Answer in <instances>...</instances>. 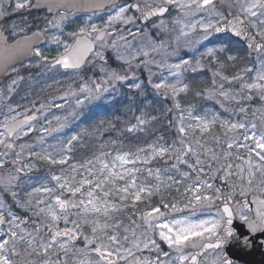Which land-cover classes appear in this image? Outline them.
Returning a JSON list of instances; mask_svg holds the SVG:
<instances>
[{
    "label": "snow or ice",
    "instance_id": "1",
    "mask_svg": "<svg viewBox=\"0 0 264 264\" xmlns=\"http://www.w3.org/2000/svg\"><path fill=\"white\" fill-rule=\"evenodd\" d=\"M219 2L223 10L217 7V0H0V70L9 76L16 74L0 91V100L10 99L25 79L18 75L16 64L49 71L71 70L81 76L79 93L83 95L81 99L75 92L66 94L76 97L75 104L67 115L54 117L58 123L55 128L34 127L39 119L37 113L45 107L43 103L25 110L32 114L3 106L9 114L0 123V264H68L70 258L74 264H252L245 257L258 249L264 252V121L258 127L255 121L221 119L214 112L197 113L195 105L181 109L177 97L191 90L181 77L184 72L202 70L203 65L200 59L194 63L188 59L167 63L171 44L159 35L169 31L163 18L170 16L179 25L178 30L171 29L178 31L177 44L181 38L196 33H200L199 39H185V43H200L216 36L219 46L201 54L216 63L214 87L194 95L223 97L218 101L222 107L224 102L235 103L237 108L231 111L246 113L244 102L255 97L264 103V0ZM101 10L107 13L102 24L89 22L74 31H65L77 13H89L91 21ZM33 11L44 13L34 17L39 21L34 27L24 16L19 24L9 20L13 13ZM149 27L156 33L147 32ZM241 38L259 61L244 70L253 73L249 81L241 74L229 77L222 72L225 61L237 59L228 54L232 51L229 46ZM45 42L56 46L55 56L49 57L42 50ZM110 53L119 62L118 68L109 66ZM151 65L166 69L176 78L169 82L161 75L160 82L152 84L154 91L170 96L173 109L179 110L178 125L173 127L172 121L167 122L176 137L174 141L160 136L156 143L135 153H117L111 162L107 157L112 153L101 152L72 163L74 143L86 147L84 140L90 135L87 129L48 147H43V135L36 144L17 143L21 135L29 132L51 134L69 127L70 117L80 114L78 110L85 101L103 98L115 91L117 83L128 81L130 76L136 78L137 68L150 71ZM87 72L97 75L85 80ZM233 82L239 83L238 89L225 88V83ZM131 86L138 90L137 96L146 90L139 82ZM158 119L162 117L142 111L126 131L143 132ZM46 123L51 125L52 121ZM216 126L227 137L223 146L222 136L211 135ZM234 148L246 150L244 155L234 157L239 163L231 162ZM165 156L172 161L170 165L165 161L162 169L143 170L155 184L140 181L141 168L123 167L137 162L147 164ZM37 162L67 167L46 174L36 185H25L24 176L36 168ZM181 166L188 170L182 171ZM189 179L191 182L181 191L178 185ZM173 186H177L180 200L165 202L161 198L160 205L151 204L153 195ZM139 203L147 205L133 212L139 223L130 219V224L122 228L119 214L129 206L136 209ZM213 207L214 215L192 218L197 210ZM14 209H23L26 214L19 215ZM185 210H191V215H173ZM89 215L96 219H87ZM61 222L64 228L59 227ZM83 226L90 227L89 235L83 234ZM136 229H141L139 235ZM129 232L132 239L127 246ZM77 240H82L84 246L75 247ZM145 250L151 255L143 256ZM33 256L36 259H28Z\"/></svg>",
    "mask_w": 264,
    "mask_h": 264
},
{
    "label": "rangeland",
    "instance_id": "2",
    "mask_svg": "<svg viewBox=\"0 0 264 264\" xmlns=\"http://www.w3.org/2000/svg\"><path fill=\"white\" fill-rule=\"evenodd\" d=\"M122 2V1H121ZM217 7L221 8L220 2L217 3ZM10 10V9H9ZM43 12H32L29 13H13L9 20L10 22L20 23L21 22V16H24L27 18V20L33 25V27L39 23V21L35 20L34 17L43 16ZM107 13L105 11H100L97 15L92 17V20H88L89 13H77L76 17L74 18V22L68 24L66 26L65 31H74L79 26L93 22L97 24L103 23V18H106ZM163 19L168 23L169 31L167 32H161L159 33L160 37L165 40L166 42L171 44V47L168 48V56H167V63L174 64L179 63L182 59H188L192 61L193 63L195 60L200 59L201 64L203 65L202 70H198L196 73L191 72H184L183 76L181 77L185 82L189 83L190 85V91L187 94L181 93L177 99L179 100L181 104V109L187 108L188 105H195L196 106V112L203 114L204 112L207 113H217L219 114L221 119H231L233 121H239V120H247V121H255L260 126L261 122L264 121V103L259 101L258 98H255L252 101L244 102L243 106L247 108L246 113H239L238 111H231L232 109H236L237 105L235 103L230 102H224L223 107L218 101H222L223 97L219 96H213L214 100H206L204 96H195V92L203 91L205 89H209L214 87L213 84L208 80V75L213 73L216 70V63L214 61H210V58L207 56L201 57V54L206 51L209 47H218L219 46V40L216 36H210L208 40H203L200 43H185V39H199L200 33L193 34L190 38H181L180 42L177 44L175 40V36L178 35V31H171V29H177L179 28V25L174 24L173 17L165 16ZM139 23V22H138ZM147 32H151L153 34L156 33L155 29H152L151 27L146 28ZM42 47V50L45 52L46 55L49 57L55 56L57 53V48L55 45H52L50 43L44 44ZM232 51L228 54L233 55L237 57L235 61H225V67L222 69V72L224 75H227L229 77L235 76L237 74H241L244 76L245 81H249L250 77L253 75V73H245V69L248 67H251L254 64H258L259 61L255 59L256 56L251 57L250 52L246 50L241 44L239 43H232L229 46ZM175 49V51H173ZM109 55L112 56L110 53ZM161 57L157 56L156 59L160 60ZM264 59V57H261ZM221 60H224V56L221 55ZM27 63V61L25 62ZM111 64V61H109V66ZM19 69L18 75L23 76L25 79L23 81H20L18 86L14 89V91L10 94V99H3L0 100V123L3 122V118L5 115H8L7 109L3 107L4 105H11L13 108L16 109L17 112L25 113L26 109H33L34 105L36 107L39 106L40 103L45 104V107L41 110V112L37 113L39 116V119L37 122H34V127L36 129H40L41 127H49V128H55L58 127L57 121L54 119L55 116H65L68 114L69 111L73 110V106L75 104V96L72 95H66L69 92H75L77 95L80 96L81 99H83V95L79 93V87L81 84V76L73 73L71 70L65 71L63 69H57L49 71L48 69L44 67H31V68H22L20 65L17 66ZM141 73H144L145 76L141 75ZM151 73V74H150ZM16 74H13V76L6 75V78L3 83L0 84V91L4 90L5 86L10 83L11 79L15 77ZM97 74L95 72H87L86 75L83 77V79H88L89 77H95ZM161 75L163 77L167 78L169 82H174L175 77L171 76V74L166 69H159L155 65L150 66L149 68H137L135 70V77L133 78L130 76L128 81L123 82L124 84L132 87L131 85L139 82L141 85H150L152 87V84L159 83L161 79ZM149 80H151V83H149ZM118 84V83H117ZM239 83L233 82L232 85H229L225 83L226 89L231 88H239ZM153 94L151 97H153V101L151 97L146 100V102L155 103L156 99L161 100L158 101L159 104L168 105V109H173V103L172 99L169 97H165L156 91L153 90ZM114 91L110 93H106L103 98L99 100H94L91 103L88 101H85L84 106L79 109L78 111L80 114L76 116L75 118L70 117V126L64 128L62 131L59 132H51V134L33 131L29 132L27 136L21 135V138L17 141V143H28V144H36L38 141V138L40 135H43L45 140L43 147H48V145H56L60 141H64L69 135L75 134L77 132H80L81 129H87L90 135L85 138L84 144L86 145L85 148H81L79 144L74 143V149L79 152H73L72 155V162H83L85 159H90L93 154H99L101 152H110L112 153L111 156L107 157L108 161L111 162L115 155L117 153H125V152H137L140 148H146L149 144L156 143L157 140L151 139L150 141L146 142V145H142L139 148L133 149V147H130L131 144H122L121 146H116L114 144H107L102 139H104L105 131L111 128L113 126V122L117 120L125 119L129 121L130 125L135 123V117L141 115L135 114L133 115L132 111H128L130 107L127 108L126 105H123L124 103L128 104V101L122 100L117 101L116 97L114 96ZM63 105V108L56 107L55 105ZM19 106V107H17ZM160 107V106H158ZM225 108H228L229 111H225ZM124 110L127 111L124 114L119 115L117 110ZM167 110V109H166ZM142 111H147L151 113L152 115H156L159 111L157 108L155 109H143ZM168 112V111H167ZM25 114H32L31 112H27ZM170 116L178 120L179 123V110L173 109L171 111ZM114 116V117H113ZM51 120V125L47 124L46 121ZM113 120V121H112ZM103 122V123H102ZM154 127V124L147 126V129ZM147 129L145 131H147ZM3 129L0 128V131ZM138 132V131H137ZM197 136H199V131L197 130L196 133ZM212 136L220 135L223 137V131L219 128V126H216L214 131L211 134ZM231 135V134H229ZM238 135V133H237ZM94 138L96 143L91 144V139ZM166 140V138H164ZM227 139V137H223L221 140V146H223L224 141ZM168 141V140H166ZM92 145V148L90 149L89 145ZM213 147H215L213 145ZM36 150H39V146ZM51 151V149H49ZM233 159L231 162L233 163H239V161L235 160L234 157L236 155H244L246 150L245 149H236L233 150ZM141 156H144V153H140ZM165 161L170 165L172 163L171 160L168 159L167 156L164 158H157L152 160L150 163L144 164L141 162H137V164H127L124 165V168H132V167H139L142 169V172L139 174L140 181H144L146 183L155 184L156 181L151 178L147 177V172L143 171L148 168H151L153 170L157 168H163L165 167ZM191 162V160H190ZM61 167H67L60 166V165H48L44 162H37L36 168L28 173V175L24 176V183L25 185H36L39 181L43 179V177L46 174H51L53 172L58 173ZM117 170H120V166L117 164ZM182 171H187L188 169L185 166H181ZM83 171V170H81ZM175 177L179 179V176L176 174ZM147 177V179H145ZM194 178V177H193ZM138 181V182H140ZM191 179L185 180L184 183L178 185L180 187L181 191H183L184 185L187 183H190ZM122 181H118V184H122ZM219 183V181H217ZM49 186H52L49 184ZM175 187L173 186L171 189L168 190H162L160 193L153 195L151 198V204L154 206H158L161 204V198L165 202H171L173 198H176L177 200H180L181 197L179 194L175 191ZM147 207L145 203H139L137 205L136 209H133L131 206L128 207L127 210L124 212H121L119 214V218L123 221V226H128L130 224L131 220H137V223H139V220L137 219L136 215H133V212H139L140 210H143ZM17 211L19 215H25L23 209H14ZM215 214V207L212 209H203V210H197L196 215L193 216V219L197 218H207L209 215ZM176 216V218H179L182 215H191V210H185L183 213H177L173 214ZM71 219V217H70ZM89 220L96 219L95 216L89 215L87 217ZM101 220H103V217H100ZM111 222V221H110ZM68 227H72L71 224L67 225ZM60 228H64L65 225L63 222L59 225ZM83 234L89 235L90 234V227L89 226H83ZM137 235L140 234L141 229H136ZM123 231L121 230V235H123ZM129 235V245L130 241L132 239L131 233H128ZM80 240H77L75 242V247L81 248L84 246L83 241L82 243L79 242ZM165 250L167 248L165 247ZM138 256L141 255V253H136ZM143 256H149L151 253H149L147 250H145L142 253ZM28 259H36L35 256L29 257ZM68 264H74V261L70 258L68 261Z\"/></svg>",
    "mask_w": 264,
    "mask_h": 264
},
{
    "label": "trees",
    "instance_id": "3",
    "mask_svg": "<svg viewBox=\"0 0 264 264\" xmlns=\"http://www.w3.org/2000/svg\"><path fill=\"white\" fill-rule=\"evenodd\" d=\"M233 42L235 43L236 41ZM236 43H239L244 48H246V46L240 41ZM250 56L254 57L255 55L250 53ZM109 61H111L110 64L111 67L118 68L119 62L114 61L111 55H109ZM141 75L145 76L144 73H141ZM208 80L212 83L213 80L212 73L208 75ZM141 86L142 87L146 86V90L140 96L136 95L138 91L137 89L130 87L124 84L123 82L116 84L114 91L115 93L113 94L116 97L117 101H122V100L128 101V104L124 103L123 105H126L127 108L130 107L128 111H132L133 115L141 113L142 110L146 108L150 110L157 108L159 111L157 112L156 115L161 116L162 119H158L154 121L153 122L154 127L152 128V126H150V128H148L147 131H143V132L140 131L127 132L126 127L130 126V123L125 119L114 121L113 122L114 127L113 126L111 128L109 127V129L105 131L104 139H102V141L105 140L107 144H114L116 146H121L122 144H131L130 147L136 149L139 148V146L141 147L143 144L146 145L147 144L146 142L150 141L151 139L157 140L160 136H163L169 142H172L176 139L175 135L173 134L172 127H170L167 122L169 120L172 121V126L174 127L175 125H178V120L170 116L169 114L170 112H167L169 106L168 105L162 106V104L158 103V101L161 100L158 99H156L155 103H150V102L147 103L146 100L149 99L153 94L152 87L150 85H145V86L141 85ZM204 98L206 100H214L213 97L208 98L207 95H205ZM151 99L153 101V97H151ZM142 101H144V103H142ZM117 111L119 112L118 114L121 115L124 114L127 110L119 109ZM95 143H96L95 139L92 138L91 144H95ZM91 144L89 145L90 149L92 148ZM75 152H79V151L75 150ZM79 242L82 243L81 240Z\"/></svg>",
    "mask_w": 264,
    "mask_h": 264
},
{
    "label": "water",
    "instance_id": "4",
    "mask_svg": "<svg viewBox=\"0 0 264 264\" xmlns=\"http://www.w3.org/2000/svg\"><path fill=\"white\" fill-rule=\"evenodd\" d=\"M101 11H102V10H101ZM79 13H87V12H79ZM29 34H30V33H29ZM240 41L246 45V42L243 40V38H241ZM10 42H11V41H10ZM44 44H46V42L43 43L41 46H43ZM247 49H248V48H247ZM248 50H249L252 54H255V55H256V53L253 52L251 49H248ZM24 62H26V60H25ZM17 65H19V64H16V66H17ZM5 75H6V74H5L2 70H0V83H2V82L5 80ZM20 118H22V117H20ZM245 259L251 261L252 264H259V262H260L261 260H264V252H262L261 250L258 249V250H257L256 252H254L251 256H247V257H245Z\"/></svg>",
    "mask_w": 264,
    "mask_h": 264
}]
</instances>
